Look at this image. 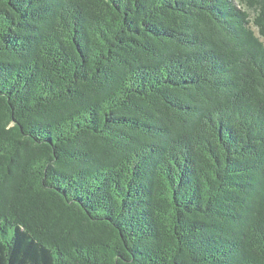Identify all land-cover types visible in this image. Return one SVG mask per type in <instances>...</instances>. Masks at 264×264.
<instances>
[{"label":"trees","instance_id":"trees-1","mask_svg":"<svg viewBox=\"0 0 264 264\" xmlns=\"http://www.w3.org/2000/svg\"><path fill=\"white\" fill-rule=\"evenodd\" d=\"M0 264H264V0H0Z\"/></svg>","mask_w":264,"mask_h":264},{"label":"rangeland","instance_id":"rangeland-1","mask_svg":"<svg viewBox=\"0 0 264 264\" xmlns=\"http://www.w3.org/2000/svg\"><path fill=\"white\" fill-rule=\"evenodd\" d=\"M238 2V1H237Z\"/></svg>","mask_w":264,"mask_h":264}]
</instances>
